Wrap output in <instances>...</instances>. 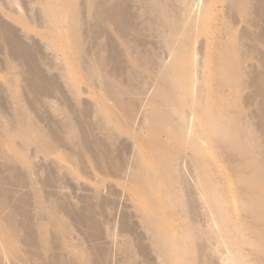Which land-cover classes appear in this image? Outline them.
Returning a JSON list of instances; mask_svg holds the SVG:
<instances>
[{
    "label": "rangeland",
    "instance_id": "obj_1",
    "mask_svg": "<svg viewBox=\"0 0 264 264\" xmlns=\"http://www.w3.org/2000/svg\"><path fill=\"white\" fill-rule=\"evenodd\" d=\"M85 1L84 0L64 1V3H66L65 4L66 6L70 2L71 4H73V6L77 7L76 11L78 10L81 11L78 12V17L80 18L78 38L80 39L81 43L76 45L73 41L67 38V36H69V32L64 33V31H62L61 39L59 40L53 39L52 33L49 29L50 27L48 26L49 24L47 18L49 15L45 17L46 14L43 13L44 8H46V6L42 4L39 0H0V102H2L0 103V118L1 119L3 118L2 120L0 119V121H4L5 123H7V121H9L8 119L11 118L14 112L18 111L17 110L18 108L20 110L23 109L22 111L24 112V114L26 112V114L29 116L27 118H30L33 124H36L46 134L50 132L48 136H53V138L57 141V142L55 141L56 143L54 142L55 143L54 151L46 152L47 154L40 152L39 154H37V152H34L36 150H34L33 147H30V149L28 150H24L23 148L21 149L22 145H19L18 144L19 141L17 142L16 140L14 142L15 147L21 153L20 155L22 158H24V160L22 162L18 161L15 164L10 163L8 159L5 158L3 154L0 153V156L1 155L3 156L0 157V169H1L0 170V188H1L0 189L1 192L0 193V222H1L0 225L1 224L2 226L5 225L4 223H6L5 221L7 220V216H11L14 223L17 224L18 231L19 232L22 231L20 233L18 232V234H20L19 237L24 238V244H20L18 242L19 246H21V252H20L21 261H18L15 258L13 259L10 258L8 255H6V252H3L4 245L2 244L3 243L2 236L0 235V249L3 248L2 250H0L1 252L0 260L2 259L0 261V264H29V263L32 264L33 261L35 262L36 260L38 261V263L36 261L33 264L36 263L39 264L40 263L39 260L35 258L36 253L38 255L40 254L42 257L46 255V258L49 261H47L46 258L44 259L46 260L45 261L46 263L48 262V264H52V263L61 264V262L62 264H69V262L71 263L72 260H70L71 258L67 255L68 254L67 249L65 248L63 249L64 246L61 245V241L58 239L59 237H61V235H59L60 234L59 230H57V227L55 225L51 226L53 223H49L51 225L47 223L49 220L45 216L48 212L47 210L49 209L50 211V207H54V209L57 207L56 212H59L57 213L59 217L58 220L63 225H65L64 227L66 228V231L68 228V233L66 232L68 236L67 239L69 238L70 240L71 239L73 240L70 241L68 239V241H70L71 244L73 243L79 245L82 249L84 248V250L89 248L88 249L89 251L87 250V252L89 253L88 257L90 259V264L92 263L98 264L101 256H103L102 255L103 253H105L104 254L105 264H131L128 263L129 261L128 262L126 261L128 260L127 258L128 253L126 252L127 251L126 248L128 247L123 245L125 242L129 244V247L131 246V248H133L131 250L132 255L134 254V257L136 256L135 257L136 259L135 261H133V263L134 262L136 263L137 261L138 264H162L159 260V257L157 258L156 251L153 250L154 246L152 245V241L150 238L151 235H149L150 232L148 231L147 226H145L144 224L145 222L143 221V216L146 213L147 205L143 201H140L137 198L135 192L132 191L133 189L130 188L131 186H129L127 179L130 174L129 172H131L129 170L130 169L132 170L133 164L135 163L137 156H138L137 159L142 157L144 160L145 159L149 160V158L152 159L156 156V153L154 154L152 151V148L154 146L153 144L154 141L152 143L150 137L147 138L146 135L144 134L142 135V133L144 132L140 131V125L143 119V115H145L147 113L146 111H148V109L151 108L152 103L154 105V101H151L152 98L151 95H153V91L155 89V88L153 89V85L155 87V84L152 81L150 83L153 84L148 83L149 81L145 83V85L142 86L143 88L142 90L145 89L144 91H142L143 95L141 93L142 97H140V100L137 99L136 101H134L132 105L134 109L135 117L133 116L134 117L132 118L133 121L131 120L132 123L131 126L133 127L134 130L132 128L131 129L134 132L121 130L117 133L118 135H114L113 137L111 136L108 137L107 135V132L109 130L108 126L110 127V129L111 127H114V129L116 128L120 129L118 126H121V124L119 123L120 120L117 119L115 114H113L114 113L113 110H111L110 107L106 104V101L102 93L98 90L97 82L95 83L93 82V80L91 81L89 76H87L88 74H86L85 72L86 70L84 71V69L88 67L87 64H89V60H90L89 58L92 57L94 58L95 57L94 53L96 54L99 52L102 53L104 52L105 56L108 55L106 56V58L108 59V60L106 59L107 63L104 64L105 69L109 71L108 73L113 74L114 72L116 77L123 81L124 80L126 81L130 77L131 78L129 79L130 83L132 81L133 85L135 86L139 84L138 82L141 81L144 75L143 72H141L140 75H138V73L132 74L133 72H131L130 75V70L133 69V67L129 69L130 62L128 60L130 58L128 55L123 54V52L125 53V51H123L122 49L121 46L122 40L120 39L119 34H117L112 23L102 22L104 24L102 23L98 24L94 16L95 13H93L95 11L92 12V10L90 9L88 10L86 6L87 2ZM110 1L111 4L109 2V6H112L115 3L114 2L115 0L113 1L114 3L112 2V0ZM199 1L200 0H191L190 3L193 2L192 12L193 11L197 12L198 10L201 9V8L199 9L198 7H203L204 4H208V12L205 14L206 19L204 18V22H203L204 24L202 23L201 25V27H203V30L206 31L203 35H201L202 37L198 35L196 37L197 40L195 39V42L197 43V44L195 43V45L198 47L200 46L199 49H201L202 44L203 46L207 44L209 45V43L213 42L217 38L216 36H218L219 33H221L222 20L224 21L225 19L224 13H226L228 10L227 8L225 9L224 6L225 2L223 0H201L200 3L198 4ZM205 1H207L208 3L207 2L204 3ZM254 2H256V0ZM122 4L127 7V8L125 7V10H127L126 12L129 14V16L132 15L130 18L132 25L131 28L129 27L131 32L130 30H128L129 33L128 39L130 43L133 45V47L134 46L136 47L137 45V47H140L139 49L141 50H143L144 48L146 49L148 48L147 50L146 49L144 50L146 52L148 51L147 53H149V55L151 54L150 57H152L151 58L152 64L156 62L158 63L159 61L163 62L165 60H166L165 63H168L170 60L168 59L170 54L167 51L168 49H166L163 46L161 37L159 35L157 36L156 31L148 27L147 24L144 25L145 14L144 15L142 14L143 8L141 7L142 6L141 0H123ZM39 7L43 9L41 10ZM139 7H141L142 9ZM83 8L85 10L87 9V11H85ZM91 14L93 17L91 16ZM260 16L261 18H263V20L262 19L260 20L261 23L258 22L257 31H260V28L261 30L264 29V9L262 10ZM44 22L47 23V26H45L46 24ZM234 22H235L234 32L236 33L237 36L245 29L249 28L248 25H245L246 23L243 21V19L239 17H237V20H235ZM105 24L108 26H105ZM56 26L57 25L53 24V26L51 27H56ZM45 27L48 29H46ZM263 34H264V30H263ZM248 43L250 42L248 41ZM158 45L160 48L158 47ZM101 46H103L104 48L102 49ZM149 51H153V53ZM253 54H254L253 56L255 55L256 56L249 59L247 63L249 64L251 62L250 64L252 65L250 66H252V69L253 68L254 70L256 69V71L257 70L259 71L260 69L262 70L259 59L264 56V46L258 45L257 51L255 50ZM7 63L9 65H7ZM154 65H152V67H154ZM213 65L214 62H211L209 59L206 63H204V70L199 72V75L204 80V84H203L204 92L202 93L207 94L208 96L211 97H213L214 93L216 92V89L214 90V88L217 84V79H218L216 75L214 76V74L211 73L210 69H212L211 66ZM65 66L66 68L64 69ZM8 71L13 72L14 74L17 75H14L13 73H9ZM38 75L41 79V80L39 79L40 82H42L43 79L46 80L45 82L47 83L44 85H46L48 89L45 87L43 88L44 90L42 89V91H40L41 90L40 89L34 92L31 86H29L30 85L29 82L31 80H36L33 76L37 77ZM10 76H12V78L14 80L16 79L17 81L15 80V83L14 82L9 83L13 81V79H10L11 78ZM243 78L247 79L246 76H244ZM6 79L8 81H6ZM43 83L44 81L41 83V85ZM69 83L70 84L72 83L73 86H71ZM251 87H246L241 91L242 97L244 96H246V98L248 97V95L253 90V87L252 88ZM227 92L230 93V90L229 89L224 90L222 93L227 94ZM21 97L22 99H20ZM259 97L260 96L257 97V101L260 100ZM18 99H20L21 101ZM246 103L248 102L246 101ZM97 105H102L104 113H107L105 117V119L107 120H105L104 122V124H106L104 126L107 127V128L105 127L106 128L105 130L99 128L98 124L96 125L97 117L94 114V110L97 107ZM259 105L260 104L257 105V103L255 104L248 103L247 107L244 108V112H247V114L254 119L253 121V123H255L254 128L257 129V135L258 136L260 135L259 136L260 147H262L260 148V150L264 151V136H262L261 134L262 132L261 127L264 125L260 124L262 123L261 119H260L261 121L258 120L259 119L258 116H260V114L263 115L262 113L263 110L260 107L261 105L260 106ZM36 118L38 120H36ZM110 118L112 121L111 122L112 125L110 124V120H109ZM112 118L116 122L112 120ZM68 124L70 126L72 125L71 129L74 132L73 137H70L69 135L71 130H69L70 126ZM108 124H110L111 126ZM67 126L69 128H67ZM135 127H137V129L139 130L136 131ZM99 141H101L100 142L101 144L99 143ZM72 142H74V144ZM82 143L91 144L90 146L91 152H88L87 154L86 151H82L83 148L80 149L81 147H83L80 146ZM95 143L97 146L95 145ZM103 144L106 145L102 146L105 148L104 149L102 148L101 151H104V153L106 152L105 154L107 156L108 161L105 160L103 164L99 163L100 164L99 165L97 163L98 160L96 161L95 159V157L97 158L96 155L97 153L95 152L97 151V148ZM205 147H209V148L206 149ZM203 149H204L203 155L205 157V161L207 163L209 173L212 177V180L214 181L213 182L214 189L216 190L218 189L219 191L218 193L220 194V197H222L221 199L223 201L224 200H226L225 202L228 201L227 211L229 213V218L231 220V223L229 224L237 225V226H239L240 223L242 222L248 224L249 223V219H248L249 215H247L248 212L242 210L239 207L237 209V207L233 205L235 203L233 198L237 199L236 197L238 196L240 197L241 195L240 191H242V189H240L237 184L235 185L236 182L234 181L235 178L233 174L234 166L238 161L236 159H238V157H236V154L234 155V153L228 154L224 151H221L214 143L211 144L204 143ZM80 151L83 152L82 155ZM67 153L72 154L73 157H75L74 159L75 161L77 160V163L75 161L73 162L76 163V165L72 166V164L70 165L69 162L65 161L64 155H66ZM78 153L80 155H78ZM178 155L180 158L179 161L184 163L185 167L190 168V166L191 167L193 166L192 154L188 149L185 148L180 150ZM262 155H264V152L262 153ZM60 164H64V165H60ZM143 164L145 165L144 162ZM112 165H114L115 167L113 166L111 168ZM183 169H184V165H183ZM186 171H188V169ZM193 187H194L193 185H189V188L187 186L186 189V190L190 189L188 191L192 190L191 192L187 191V193H189L190 196L192 195L191 197L190 196L186 197L188 199L190 198L189 201L190 207L189 208L187 207L188 211L191 210V212H193V213L190 212L192 214L190 215L191 218L194 215L192 219L194 224H196L198 228L199 227L207 228V225L209 226L211 225V221L209 222L210 218H208V216L209 217L211 216L206 215L207 213L205 206L203 205L199 195L196 194L197 193L195 192L196 188ZM21 199L23 202H21ZM52 209L53 208H51V210ZM165 212L166 214H168L167 211ZM44 213L46 214L44 215ZM174 216H175L174 217L175 220L178 219L179 221L180 217L182 218V213L176 211ZM43 224H45L46 228ZM178 224H180V221ZM232 225L230 227H232ZM21 226L23 227L21 228ZM234 231L235 230H232V233L230 234L229 237L228 234L225 235L221 234V235L225 236L223 238H227V237L229 238V244L230 243L234 244L235 241L237 245L234 244L235 246H233V249H237L238 251H240V253L242 252V255L246 257L245 259L250 264H259V263L262 264V261L264 262V255L260 256L259 254H257L259 255L257 256L255 254V249L250 244H246V243L244 245L243 243L241 244V240H242L240 237L241 235H239L237 231H236L237 233L234 234ZM27 233L32 234L33 235L32 239H35L34 245L31 247V250H29L30 247L27 246L25 240L27 238L26 235L24 234ZM244 235L250 236L247 232H245ZM41 238H43L47 244L49 242L50 245H47V248L50 246L48 248L50 249L48 251L50 255L45 254L48 249L45 250V248L42 246L44 244H42L43 241L41 242V240L43 239ZM54 239L55 241H53ZM205 239H202L203 241L200 240L201 241L199 245L201 246L200 250L203 249L204 251L205 250L206 251L205 252L200 251L201 252L200 255L203 254V257L201 255V257L199 258V263L200 260L202 259L201 261L203 262H201L200 264H227L228 262H226L227 260H225L227 253H224V249H226V247L224 248V246L226 245L225 244L224 246L221 245V247L223 248H220V246L218 247V243L220 241L217 237L216 238L211 237L209 239L207 238V240L204 241ZM216 239L217 241H219L218 243ZM37 241L39 242V244ZM50 242L51 243L56 242V243L51 244ZM203 242L205 243L203 244ZM220 244H222V242ZM32 249L34 251H32ZM43 250H45V252ZM31 252H35V253H31ZM30 255L33 256L34 259H32ZM66 260L67 261L70 260V261H68L67 263ZM74 264H76V262Z\"/></svg>",
    "mask_w": 264,
    "mask_h": 264
},
{
    "label": "bare ground",
    "instance_id": "obj_2",
    "mask_svg": "<svg viewBox=\"0 0 264 264\" xmlns=\"http://www.w3.org/2000/svg\"><path fill=\"white\" fill-rule=\"evenodd\" d=\"M39 1L46 6V8H44L43 13L46 14L45 17L49 15L47 20L53 39L56 40L61 39L62 38L61 32L64 31V33L69 32V36H67V38L73 41L76 45L81 43L80 39L78 38L79 19H80L78 17V12L81 11L79 10L76 11L77 7L73 6V4H71L70 2L66 6L65 5L66 3H64L65 0H39ZM113 1L114 0H112V2ZM190 1L191 0H141L142 2L141 7L143 9L141 7L139 8L142 9V14L143 15L145 14L144 25L147 24L148 27L156 31L157 36L159 35L162 39L163 46L166 49H168L167 51L170 54L168 58L170 60L168 63H165L166 60L163 61L164 63L162 61H159L158 63L157 62L154 63L155 65L157 64L155 67V65L152 64L151 62L152 61L151 59L152 57H150L151 54L149 55V53H147L148 51L146 52L144 50L146 48L141 50L139 49L140 47H137V45L136 47L135 46L133 47V45L130 43L128 39L129 36L128 30H130L132 25L130 19L132 15L129 16V14L126 12L127 11L125 10L126 6L122 4L123 0H115L114 2L116 4L113 2L114 4L112 6H109V2L111 4L110 0H86L85 2H87L86 4L87 9L92 10V12L95 11L93 13H95L94 16L98 24L99 23L101 24L102 22L112 23L117 34H119V37L122 40L121 46L123 51H125V53L123 51L122 52L123 54L128 55L130 58L128 60L130 62L129 69L133 67V69L130 70V75L131 72H133L132 74L138 73V75H140L141 72H143L144 76L141 79V81L138 82L139 84L135 86L133 85L132 81L130 83L129 80L131 79L130 77L126 81L125 80L123 81L117 78L114 72L113 74L108 73L109 71L105 69V65H104L105 63H107L106 56L108 55L105 56L104 52H103L104 54L102 52L96 54L94 53L95 57L93 58L91 56L92 58H89L90 59L89 64H87L88 67H86L84 71L86 70L85 72L86 74H88L87 76H89L91 81L93 80V82L95 83L97 82L98 84L97 88L102 93L106 101V104L110 107L111 110H113L114 112L113 114L116 115L117 119L120 120L119 123L121 124V126H118L120 129L117 128L114 129V127H111L110 129V127L108 126L109 128V130L107 129L108 137L110 136L113 137L114 135H118L117 133L121 130H126L128 132L132 131L133 127L131 126L132 124L131 120L132 118L135 117L134 109L132 105L134 101H136L137 99L140 100V97H142L141 93L142 91L145 90V89L142 90L143 89L142 86L145 85V83H147L148 81H149L148 83H150L152 81L155 84V87L153 85V89L155 88L153 91V95H151L152 96L151 101H154V105L152 103L151 108L148 109V111H146L147 113L145 115H143V119L140 125V131L144 132L142 133V135L143 134L146 135L147 138L150 137L152 143L154 141L153 143L154 146L152 148V151L154 154L156 153V156L152 159L149 158V160L146 159L144 160L142 157L137 159L138 158L137 156L136 161L133 164L132 170L131 169L129 170L131 171L129 172L130 177L128 176L127 179L129 186H131L130 188L133 189L132 191L135 192L137 198L140 201H143L147 205V210L143 216V221L145 222L144 224L145 226H147V229L150 232L149 235H151L150 238L152 241V245L154 246L153 250L156 251L157 258L159 257L160 262L162 264H200L201 262H203L201 261L202 260L201 259L199 263V258L201 257V255L203 257V254L200 255L201 253L200 251H204L203 249L200 250L201 249L200 248L201 246H199L201 242L200 240L206 238L204 240L206 241L207 238L209 239L211 237L212 238L217 237L220 241L219 242L216 239L217 243L219 242L218 247L220 246V248H223L221 247V245L223 246L224 244L226 245L224 246V248L226 247V249H224V253H227L226 255L227 258L225 257V260H227L226 262H228L227 264H250L245 259L246 257L242 255V252L240 253V251H238L237 249H233V246H235L234 244H236V242L234 241V244L230 243L232 245L231 246L229 244L228 237L232 233V230H235L234 234L238 232V234L241 235L240 236L242 239L241 244L242 243L243 245L245 243L250 244L255 249L256 255L257 254H259L260 256L264 255V155H262L264 151L260 150V148H262L260 147V138H259L260 135L259 136L257 135V129L254 128L255 126V123H253L254 119L250 117L247 114V112H244V108L247 107L248 103L251 104L257 103V105L260 104L261 106L260 105L259 106L263 110L262 112L263 115L260 114V116H258L259 119L258 118L257 119L258 120L261 119L262 121L261 120L260 121L262 123L260 124L264 125V56L259 59L262 70L259 68L260 70L256 71V69L254 70V68L252 69V66H250L252 65L250 64L251 62L249 64L247 63L249 59L256 56V55L253 56L254 55L253 53L255 52V50L257 51L258 45L264 46V34H263L264 29L261 30L260 28V31H257L258 22H260L261 19L263 20V18H261L260 15L262 10L264 9V0H256V2H254L255 0H223L225 2L224 3L225 9L227 8L228 11L224 13L225 19L224 21L222 20V31L221 33H219L218 36H216L217 38L213 42L209 43V45L207 44L203 46V44L201 43L202 44L201 49H199L200 46L198 47L195 45L196 43L195 39L198 35L200 36L203 35L206 31L203 30V27H201V25L204 22V18L206 16L205 14L208 12V4H204V6L202 4L203 7H198L199 9L200 8L201 9L200 10L197 9L198 11L197 12L193 11L194 12L193 13L192 12L193 2L190 3ZM200 1L198 2V4L200 3ZM206 2L207 1H205L204 3ZM87 9L84 10L87 11ZM237 17L243 19V21L246 23L245 25H248L249 27L240 34L238 32L239 34L238 36L234 32V26H235L234 21L237 20ZM52 23L57 26L51 27L53 26ZM45 24H46L45 26H47V23ZM105 26L108 25L105 24ZM248 41L250 43H248ZM101 47L102 49L104 48L103 46ZM149 52L153 53V51H149ZM209 59L211 62H214V65L211 66L212 69H210L211 73L214 74V76L216 75V77L218 78L217 84L214 88V90L216 89V92L214 93L213 97L202 93L204 92L203 90L204 80L199 75V72L204 70V63H206ZM7 65L9 64L7 63ZM152 65H154V67H152ZM65 68L66 66L64 67V69ZM10 71L8 72L13 73ZM12 76H10L11 77L10 79H13ZM244 76H246L247 79L246 78L244 79L243 78ZM33 77L36 80H31L29 82L30 83L29 86H31L34 92L40 89H41L40 91H42V89L46 87V85H44L47 83L45 82L46 80L43 79L44 83L41 85L43 81L40 82L41 79L39 75L37 77L35 76ZM15 80L13 79V81L11 80L12 82L9 83H13V82L15 83ZM6 81L8 80L6 79ZM70 85L73 86L72 83ZM251 86L253 87V90L248 95V97L247 98L246 96L242 97L241 91L246 87H251ZM227 89L230 90V93L227 92V94L225 93L223 94L222 92ZM258 96H260L259 101H257ZM20 99H22V97ZM246 101L248 103H246ZM96 108L94 110V114L97 117L96 125L98 124L99 128L105 130L107 127L104 126L106 125L104 124V122L105 120H107L105 119L107 113H104L102 105H97ZM17 110L18 111L17 112L15 111L14 114L11 116V118L9 117H8L9 119L7 118L9 120V121L6 120L7 123L9 122L8 124L5 123L4 121H0V153L3 154V156L7 158L8 161L12 164L17 163L18 161L22 162L24 158L21 157L20 155L21 153L15 147L14 142L16 140L17 142L19 141L18 142L19 145H22L21 149L23 148L24 150H28L30 149V147H33L34 150H36L34 152H37V154H39V152L46 153V152L54 151L55 150L54 144L57 141L53 138V136H48L50 132L47 134L44 133V131H42L36 124H33V122H31L32 120H30V118H27L29 116L26 114V112L25 114L27 116L24 114V112L22 111L23 109L20 110L18 108ZM36 120L38 119L36 118ZM109 120L111 124L112 122L111 118ZM112 120L114 119L112 118ZM71 126L69 129L71 130L69 135L70 137H73L74 132L71 129ZM67 128L69 127L67 126ZM135 129L136 131L139 130L137 129V127H135ZM261 130H262L261 134L262 136H264L263 135L264 126L261 127ZM74 142L72 143L74 144ZM100 142L101 141H99V143ZM204 143L206 144L214 143L221 151H224L228 154L234 153V155L236 154V157H238V159H236L238 160L237 163L235 160L236 165L234 166L233 174L235 178L234 181L236 182L235 185L237 184L238 187L242 189V191H240L241 195L240 197L238 196L239 198L238 197H236L237 199L233 198L235 202V203L233 202L234 203L233 205H235L237 209L239 207L242 210L248 212L247 214L249 215L248 224H245L244 222L240 223L239 226L229 224L231 223V220L229 218V213L227 211L228 201L227 202H225L226 200L223 201L221 199L222 197H220V194L218 193L219 192L218 189L217 190L214 189L213 186L214 181L212 180V177L209 173V169L207 167V163L203 155ZM82 144L80 145L83 146L80 148V149L83 148L82 151H86L87 154L88 152H91L90 150L91 144L89 143H85L84 145ZM105 145L104 144L100 145L101 147L99 146L97 148V151L95 152L97 153L96 155L98 159L96 157L95 159L96 161L98 160L97 161L98 164L99 163L103 164L105 160L108 161L107 156L105 154L106 152L104 153V151H101L102 148L103 149L105 148L102 146ZM185 148L188 149L192 154L193 166L192 167L190 166V168L185 167V164L179 161L180 158L178 153L180 150ZM205 148L207 149L209 147H205ZM80 153L82 155L83 152L80 151ZM78 155L80 154L78 153ZM64 158L65 161L69 162L70 165L72 164V166L76 165L77 163V160L75 161L74 159L75 157H73L72 154L67 153L66 155H64ZM73 161H75L76 163H74ZM142 161L145 163V165L143 164ZM60 165H64V164H60ZM183 165H184V169L186 170L188 169V171L183 169ZM113 166L114 165H112L111 168ZM189 185H193L196 188L195 192H197L196 194L199 195L203 205L205 206L207 213L206 215L211 216V217L208 216V218H210V220L208 219L209 222L211 221V225H210L211 227L207 225L208 229L201 227L198 228L197 225L194 224L192 219L194 215L191 218L192 215L191 213L193 212H191V210L188 211V208L190 207V202H189L190 198L189 199L186 198L190 196L189 193H187V191L190 189L186 190L187 186L189 188ZM22 199L21 202H23ZM51 208L53 209L51 210ZM56 208L54 209V207H50V211L48 209L47 214L44 213V215L46 214L45 217H47L49 220L47 223L48 224L53 223L52 225L51 224L49 225L51 226L55 225L57 227V230H59L60 232L59 235H61V237H59L58 239L61 241V245L64 246L63 249L64 248L67 249L68 251L67 255L71 258L70 260H72L71 263L74 264L76 262V264L77 263L90 264V259L88 257L89 253L87 252L89 248L84 250V248L82 249L79 245L73 243L71 244L70 241L72 239L70 240L68 238L70 240L68 241L67 239L68 228L66 231V228L64 227L65 225H63L58 220L59 217L57 213L59 212H56ZM175 210L177 212L182 213V218L180 217L179 219L180 224H178L179 223L178 219L175 220L174 218L176 216V215L174 216V214L176 213ZM165 211H167L168 214H166ZM5 222H6L4 223L5 225L3 226L2 224L0 225V233H1L0 235L2 236V242H3L2 244L4 245V249L2 248L4 250L3 252H6V255H8L10 258L12 259L15 258L18 261H21L20 258L21 246H19V243L24 244V238L19 237L20 234H18L19 231L17 229V224L14 223L11 216H7V220ZM43 225L45 226V224ZM231 225L232 227H230ZM22 227L23 226H21V228ZM245 232H247L250 236H246L247 234L244 235ZM221 234L223 235L228 234V237L223 238L225 236H222ZM24 235H26L27 238L25 239L26 244L28 247H30V249L29 248L27 249L31 250V247L34 245L35 239H32L33 236L32 234L27 233ZM53 241H55V239ZM41 242L42 244H44L41 245L45 248V250H47L50 247L49 246L47 248V245L50 244L49 242L47 244L44 239L41 240ZM221 242L222 244H220ZM53 243L55 244L56 242ZM204 243L205 242H203V244ZM127 244L128 243L126 242L123 244L124 246L128 247L126 248L127 250L126 252L128 253L127 254L128 260L126 261L127 262L129 261L128 263L131 264H138L137 261L136 263L135 262L133 263V261H135L136 259L135 258L136 256L134 257V254L132 255L131 250L133 248H131V246L129 247V244L128 245ZM45 250L43 251L45 252ZM49 250L50 249H48L45 254L50 255V253H48ZM32 251L34 250L32 249ZM31 253H35V252H31ZM104 254L105 253L102 254L103 256L100 255L101 258L98 264H105ZM31 257L32 259H34L33 256ZM0 258H1V252H0ZM35 258L39 260L40 262L39 264H48V262L47 263L45 262L47 260L46 255L42 257L40 254L38 255L36 253ZM44 258H46V260ZM68 261L66 260L67 263ZM35 262L33 261V263ZM71 263L69 262V264ZM262 264H264L263 261Z\"/></svg>",
    "mask_w": 264,
    "mask_h": 264
}]
</instances>
